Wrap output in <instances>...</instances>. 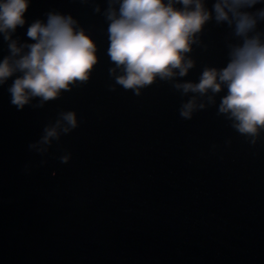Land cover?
Listing matches in <instances>:
<instances>
[{"label": "water", "instance_id": "obj_1", "mask_svg": "<svg viewBox=\"0 0 264 264\" xmlns=\"http://www.w3.org/2000/svg\"><path fill=\"white\" fill-rule=\"evenodd\" d=\"M106 7L30 0L13 33L31 42L32 21L71 14L96 42L98 62L86 82L42 107L34 99L17 110L6 90L12 78L0 85V264H264V131L253 140L218 114L226 89L186 119L179 108L193 93L182 96L170 81L138 95L116 84ZM237 41L210 19L186 54L193 67L174 79L225 66ZM8 52L0 36V58ZM65 110L77 126L37 144Z\"/></svg>", "mask_w": 264, "mask_h": 264}, {"label": "clouds", "instance_id": "obj_2", "mask_svg": "<svg viewBox=\"0 0 264 264\" xmlns=\"http://www.w3.org/2000/svg\"><path fill=\"white\" fill-rule=\"evenodd\" d=\"M29 4L30 0H0V36L9 50L0 58V85L12 78L6 90L17 110L34 99L33 107H42L62 90L86 82L98 62L96 42L71 14L47 12L45 20L35 19L27 26L25 35L31 42L18 43L13 33L25 25ZM94 11H100L98 5ZM104 17L106 52L113 62L109 73L116 84L138 95L157 79L170 81L182 96L193 93L179 108L186 119L205 107L204 100L215 104L216 95L226 89L218 114L253 140L264 131V29L257 27L264 21V0H213L211 8L207 0H107ZM210 19L225 23L238 38L229 45L225 66H205L197 81L175 80L193 67L186 54ZM76 126L74 110L60 111L36 143L47 145ZM60 159L67 161L68 156Z\"/></svg>", "mask_w": 264, "mask_h": 264}]
</instances>
